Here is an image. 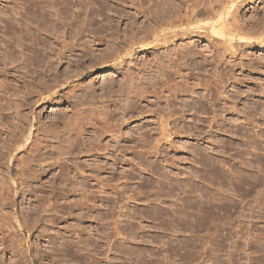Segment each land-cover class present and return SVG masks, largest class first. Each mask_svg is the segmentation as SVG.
<instances>
[{
	"label": "rangeland",
	"instance_id": "obj_1",
	"mask_svg": "<svg viewBox=\"0 0 264 264\" xmlns=\"http://www.w3.org/2000/svg\"><path fill=\"white\" fill-rule=\"evenodd\" d=\"M165 2L175 15L160 9ZM215 2L221 7L211 0H0V139L12 141V125L33 126L31 137L48 146L49 168L19 185L29 131L27 145L12 148L16 160L0 165V264H21L20 244L27 264H264V0ZM221 24L241 26L247 37L226 36ZM118 37L113 46L125 54L115 60L106 51ZM178 48L196 54L182 75L192 71L188 83H203L175 99L170 120L165 91L162 103L140 100L138 115L104 134L93 115L79 137L82 152L69 154L80 133L66 125L72 112L95 110L99 120L108 105L119 119L115 107L126 96L112 91L124 80L121 70L145 66L146 77H158L154 55ZM108 53L110 62L99 64ZM87 87L112 97L79 107L71 96ZM56 210L61 220H44Z\"/></svg>",
	"mask_w": 264,
	"mask_h": 264
},
{
	"label": "bare ground",
	"instance_id": "obj_2",
	"mask_svg": "<svg viewBox=\"0 0 264 264\" xmlns=\"http://www.w3.org/2000/svg\"><path fill=\"white\" fill-rule=\"evenodd\" d=\"M181 1V0H180ZM213 1L214 0H211V3H213ZM215 1H218V0H215ZM214 1V3H213V5L214 4H218V2H215ZM199 4V3H198ZM198 4H196V5H198ZM165 5H167V2H165L164 4H163V6L160 8V9H162L164 12H166V13H169V14H167V15H169L170 16V14H172V15H175V11L171 8V7H168V6H165ZM178 7L180 6V4H176ZM212 5V4H211ZM212 5V6H213ZM219 6H220V4H218ZM176 6V7H177ZM167 7V8H166ZM192 7V6H191ZM195 7V6H194ZM221 7V6H220ZM151 8V7H150ZM193 8V7H192ZM159 9V10H160ZM180 9H181V7H180ZM207 9H209L210 11L212 10V12L210 13L209 12V10H208V12H209V14H213L217 9H219V7L217 8V9H215V10H213L214 8H212V9H210V8H208V6H207ZM159 10H157L156 9V12H159ZM169 10V11H168ZM224 10V9H223ZM214 11V12H213ZM222 11V10H221ZM221 11H218L219 13L221 12ZM194 12V11H193ZM217 11H216V15L217 16H221V15H218L219 13H218ZM199 14H202V13H205L202 9L201 10H199V12H198ZM218 13V14H217ZM220 14H222V13H220ZM166 15V16H167ZM217 16H215V17H217ZM222 17V16H221ZM214 18V17H213ZM220 18V17H219ZM219 18H218V20H219ZM221 19V18H220ZM217 20V21H218ZM223 21H225V20H223ZM220 23H221V21H219ZM220 23H219V25H220ZM228 24V23H227ZM227 24H224L225 26H226V28L224 27V25L223 24H221V27H222V25H223V29L225 28V29H227V28H229L228 27V25ZM234 26V25H233ZM233 26H232V24H230V28L228 29V30H226V33H227V35L226 36H228V34H229V36H236L237 37V35H238V33L239 34H241V29H242V32H243V28H240L241 26H239L238 28H240V29H238L237 28V25L235 24V27L233 28ZM215 27V26H214ZM218 27H220V26H218ZM213 28V27H212ZM215 29V28H214ZM214 29H212V30H214ZM223 29H220L221 31L219 32V29L217 28V31L219 32L218 34L219 35H221V37H223L224 35H225V32H224V30ZM223 30V31H222ZM215 31V30H214ZM245 32V31H244ZM213 33H215V32H213ZM216 34H217V32H216ZM217 34V35H218ZM246 33H242L241 35H239L240 36V38H241V36L243 35H245ZM226 36H224V37H226ZM231 36V38H233L234 39V37H232ZM242 36V37H243ZM246 36V35H245ZM243 37V38H246V37ZM133 37V36H132ZM134 38V37H133ZM119 39H121V38H114V39H112V41H110V42H108V46H107V51L106 52H109V51H113V52H111V54L114 56H112L111 54H109L108 53V61H105V60H98L97 59V57H94V58H96V60H98L97 62L99 63V64H107L108 62H110V58L111 57H113V58H115V60H117L118 58L120 59V57L123 55V51H122V49H120V48H118V47H116V45H117V43H116V41H118ZM124 39V38H123ZM233 39H231V40H233ZM229 40H230V38H229ZM134 40H132L131 39V37H130V39H124L123 41H121V43L122 44H124V45H127L128 44V42H133ZM107 42V41H106ZM114 43L116 44L115 46H113L114 45ZM127 43V44H126ZM165 44H169L170 43V41L169 40H165V42H164ZM134 43H132V45H133ZM74 49V48H73ZM88 49V48H87ZM163 49V48H162ZM85 50H86V48H85ZM90 50H91V47H90ZM87 51V50H86ZM122 51V52H121ZM91 53V52H90ZM86 54H89L88 52L86 53ZM122 54V55H121ZM125 54V53H124ZM110 55V56H109ZM195 55L196 54H192V53H190V54H184V51H182L181 49H177L176 51H174V53L172 52V51H166V52H164V53H159V54H157V55H154L155 56V60H154V62H155V66H156V68L155 69H157V72H156V75L158 76V77H156V76H153L152 75V73H151V76H148V77H146V70H145V66L144 67H139L136 71H133L130 67H128V69L127 70H125V71H123V69L121 70V73H122V75H123V81H121L120 82V86H119V89H116L117 91H112V94L114 93H117L118 94V98L117 99H119V96L120 97H124V95L126 96L125 97V99H119L118 101L119 102H122V105L120 106V105H118V104H116V107H115V109H117V111H121V115H122V117L121 116H119V119H117V120H115V115H114V111L112 110V109H110V107L108 106V105H106V107H104L103 109H102V113H100L101 114V116L102 117H100V119L99 120H97L96 119V112H94V111H92L90 114H86V110H83V109H80L79 108V110H76V111H74V112H72L73 114L71 115V117L68 119V121H67V124L66 125H72V126H75V127H77L78 129H80V133L79 134H76L75 135V138H74V140L75 141H73L72 143H71V150L69 149V154H75V153H73V152H76L77 154H80L81 152H82V150H80L81 149V144H80V140H81V138H79V137H81L82 135H83V133L84 132H86V125H88V124H90V123H88V121L89 120H93L94 119V116L93 115H95V123H99L101 126L100 127H98V128H95V130H99V131H101L103 134H104V132H108V131H111V129H109V128H111V127H117V126H121L122 124H119V121L121 120L122 121V123H124L125 122V120H126V118H127V116H131V117H133V115H135V114H139V112H137V105H139L137 102H139L140 100H142V99H146L147 100V98H154V99H156V103H158V104H160V103H162V100H163V94H164V92L165 91H168L169 92V96L171 97V99L172 100H167V106L171 109V107H173V108H175L176 107V105H175V99L180 95V94H183V95H185V94H187L188 93V91L189 90H193L195 87L196 88H200V84H202L201 82H199L200 84H198V85H190V83H188V80L192 77V71L190 72V73H187V74H183L182 75V70H183V65L186 67V66H188L189 65V63H188V61L190 60V61H192V60H194V58H195ZM85 56V55H84ZM89 56H91V55H89ZM124 56V55H123ZM121 58H123V57H121ZM185 59H188V60H185ZM112 60V59H111ZM213 60V63H212V65H214V66H216L217 68L219 67L218 65H219V63L221 62L220 61V59L218 58V57H215L214 59H212ZM91 61H92V59H91ZM94 61H95V59H94ZM96 62V63H97ZM209 62V61H208ZM91 63V62H90ZM96 63H94V62H92V64L90 65V67H88L89 69L90 68H92ZM124 62H122L121 63V65L123 64ZM80 64V63H79ZM93 65V66H92ZM97 65V64H96ZM120 65V66H121ZM83 66V65H82ZM149 67V66H148ZM124 68V67H123ZM83 69V68H82ZM87 70V69H86ZM119 70V69H118ZM224 70V69H223ZM223 70H222V72H223ZM80 71V70H79ZM78 71V72H79ZM221 72V71H220ZM221 72V73H222ZM230 72V71H229ZM81 73H83L84 74V70H81ZM224 73H227V75L228 76H230L229 74H228V72H224ZM82 74V75H83ZM232 74V73H231ZM175 76L176 77H178V78H180L181 80H180V82H175V84L174 85H171V83L174 81V79H175ZM222 76H226V74H224L223 75V73H222ZM232 76V75H231ZM227 77V76H226ZM222 79H224V77H221L220 76V74L218 73V75H217V80L215 79L214 80V83L216 84L215 86H217V87H219V88H217L218 90V92H220L219 91V89H220V85H221V83H223L222 81ZM119 81V80H118ZM213 83V84H214ZM111 84V83H110ZM149 85V86H148ZM107 87V86H106ZM104 88V87H103ZM198 88V89H199ZM207 88V87H206ZM152 89V90H151ZM209 89V88H208ZM207 89V90H208ZM112 90V89H111ZM115 90V89H114ZM206 91V90H205ZM209 91V90H208ZM107 92V91H106ZM167 92V93H168ZM193 92V91H192ZM221 93V92H220ZM111 94V93H110ZM110 94H108V93H105L104 95H102L101 94V96H96L95 95V92H94V90L92 89V88H90V87H87V88H85L84 89V91H83V93H82V95H74V96H71L72 98H73V103L74 104H76V103H78V105L77 106H79V107H82V106H84V105H88V104H94L95 103V101H98V100H101V99H106V98H109V97H112ZM162 94V95H161ZM161 95V96H160ZM201 96V95H200ZM204 96V95H203ZM202 96V97H203ZM206 97V96H205ZM204 98V97H203ZM135 99H136V101H135ZM201 99H199V101H200ZM218 101H219V99H218ZM196 102H198V101H196ZM137 104V105H136ZM216 105L215 104H213V107H215ZM6 107H7V109H9V110H12V111H17V110H19V107H14V106H12V105H9L8 103L6 104ZM101 107H103V105L101 106ZM140 108V107H139ZM78 109V108H77ZM204 111L206 110L207 111V108H205V109H203ZM209 110V109H208ZM4 111V109L2 108L1 110H0V112H3ZM91 111V110H90ZM157 110H155V112H156ZM212 111H213V113L215 112V114H216V112H217V110L216 109H212ZM89 112V111H88ZM100 112V111H99ZM158 112V111H157ZM173 112H174V109H171V111H170V113H169V115H167L168 117V119L170 120L173 116H174V114H173ZM84 114H86V115H84ZM137 114V115H138ZM160 115V114H159ZM93 117V118H92ZM98 117V116H97ZM160 117L161 118H163L164 119V117H165V115H160ZM99 118V117H98ZM129 118V117H128ZM166 118V119H167ZM165 119V120H166ZM120 121V122H121ZM168 121V120H167ZM93 122V121H92ZM91 122V123H92ZM112 122H114V123H112ZM127 123V122H126ZM162 123H163V121H162ZM93 124V123H92ZM168 126V124H166L165 125V127H162V131L163 132H166V131H168L169 130V128L167 127ZM12 127H13V129L15 130V132H14V134H11L12 136V141L10 140V138H8L7 136V138H6V140L5 139H0V143L2 144V145H0V165H2V166H6L7 164H6V162H4V161H7V160H11V159H15L16 160V157H13V155H12V153L11 152H13V147L14 146H16L17 145V147H18V145H20L21 143L20 142H22L23 141V138H24V136H25V134L29 131V134H27V136H25V141H29V140H31L30 141V144L28 145V152H27V157L24 159L23 158V160L21 161L20 160V158H19V160L21 161L20 163H21V167L23 168L22 169V171L24 170L25 171V173H21V176H22V183L21 184H19L20 186H22V184L24 183V184H28L29 182H32L33 180H36V178L38 177V176H41V175H43V174H45L47 171H48V169H46L45 167L46 166H44L43 164H44V162H46L47 160H48V157L46 156V154H45V152H44V150L46 149V146L47 145H41V143H38L37 142V140H35V139H33L31 136H33L34 134L32 133V128H33V126H32V128H31V130L30 129H27V127L26 126H23V125H12ZM121 128V127H120ZM176 128V127H175ZM178 128V127H177ZM12 129V130H13ZM16 129L19 131L18 133H17V131H16ZM113 130V129H112ZM37 131V130H36ZM96 131V132H97ZM95 132V131H94ZM17 133V134H16ZM8 135V134H7ZM10 135V134H9ZM18 135H19V138H18ZM100 135V134H99ZM101 136V135H100ZM34 137V136H33ZM79 138V139H78ZM117 139V138H116ZM46 142V141H45ZM18 143H20V144H18ZM26 144V143H25ZM25 144H24V141H23V143H22V147L23 146H25ZM27 145V144H26ZM48 147V146H47ZM68 154V155H69ZM62 155V154H61ZM12 161V160H11ZM10 161V162H11ZM9 163V162H8ZM6 164V165H5ZM33 164H37V166H39L37 169H33L32 167H33ZM20 165V164H19ZM18 165V166H19ZM9 166V165H8ZM10 167V166H9ZM17 167V166H16ZM49 167V166H48ZM75 171H77V172H79L78 171V168H76L75 167ZM7 171H8V169H7ZM64 171V170H63ZM14 172V171H13ZM3 177H5V176H3ZM3 177H1V185H5L6 184V182H7V177H6V179L5 178H3ZM11 177V176H10ZM66 176H64V178H65ZM69 177V176H68ZM11 178H13V177H11ZM62 178H63V176H62ZM9 179V178H8ZM6 181V182H5ZM6 186H7V184H6ZM6 186H4L2 189L4 190L5 189V187ZM30 186V185H29ZM13 187V186H12ZM7 189V188H6ZM5 189V190H6ZM14 189V188H13ZM5 194V193H4ZM73 206V205H72ZM71 206V207H72ZM48 207V206H47ZM68 207V206H67ZM57 214H59V211L58 210H56V211H54V214L52 215L53 217L51 218V219H44V220H46V221H48V222H51L52 224H54V222H55V220H61V218L62 217H58L57 216ZM50 216V215H49ZM16 217V216H15ZM43 220V219H42ZM26 221V220H25ZM38 222H41V220L39 219V220H37V222H34V224L35 223H38ZM26 226H27V228H28V226H32V224H28V221H26ZM48 224H50V223H48ZM25 225V224H24ZM23 225V226H24ZM22 226V225H21ZM22 226V227H23ZM33 226H35V225H33ZM32 226V227H33ZM31 228V227H30ZM35 229V228H34ZM32 230V229H31ZM3 238V237H2ZM12 241H13V246L11 247V248H14V245L16 244V240H14V238L13 239H11ZM6 243H7V241H6ZM21 245V244H20ZM20 245H18L17 247H16V253H18V254H20L21 255V257H20V259L21 260H19V263H21V264H27L26 262V252L23 250V248H22V245L20 246ZM36 256V255H35ZM28 263H30V261H28Z\"/></svg>",
	"mask_w": 264,
	"mask_h": 264
}]
</instances>
